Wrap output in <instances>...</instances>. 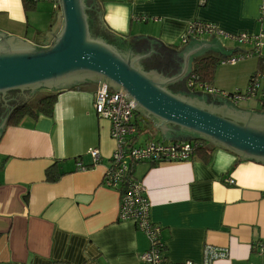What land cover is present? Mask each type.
Listing matches in <instances>:
<instances>
[{
	"label": "crops",
	"instance_id": "1",
	"mask_svg": "<svg viewBox=\"0 0 264 264\" xmlns=\"http://www.w3.org/2000/svg\"><path fill=\"white\" fill-rule=\"evenodd\" d=\"M97 2L103 17L110 4L127 8L126 32H114L104 21L114 36H154L177 50L190 42L182 43L189 23L216 24L222 33L200 40L217 38L224 46L243 48L225 59L214 55L220 62L211 84L220 90L244 91L264 60V0ZM54 7L51 12L38 1L27 10L25 0H0V28L45 42L43 33L59 12ZM242 33L258 36L260 49L233 37ZM252 50L237 62L225 61ZM97 86L64 89L52 115H26L6 125L0 137V264H146L147 235L134 221L119 220L120 194L104 182L116 141L111 121L96 113ZM239 101L244 109L256 108ZM147 123L137 140L141 131L146 141L156 132L164 138L152 121ZM162 137L154 140L165 141ZM210 144L187 161L135 165L134 175L143 180L151 200V218L163 228L165 259L204 264L211 244L229 249L228 257L213 264H264L259 246L264 243V163ZM94 149L100 151L98 160ZM79 163L88 168L80 169ZM51 165L52 173L60 174L55 180L47 179Z\"/></svg>",
	"mask_w": 264,
	"mask_h": 264
},
{
	"label": "water",
	"instance_id": "2",
	"mask_svg": "<svg viewBox=\"0 0 264 264\" xmlns=\"http://www.w3.org/2000/svg\"><path fill=\"white\" fill-rule=\"evenodd\" d=\"M58 6L55 22L43 33L48 37L45 42L23 39L0 28V94L13 90L54 93L105 82L122 90L129 101L133 99L137 103L133 108L169 141L204 139L241 158L264 163V110L244 109L229 98L193 91L187 85L201 58L216 55L225 59L243 48L224 46L217 38L193 37L178 50L182 59L177 72L145 69L140 62L151 50L157 47L168 52L169 46L149 35L135 34L130 39L114 36L107 31L97 0H59ZM94 15L96 28L92 26ZM133 41L143 43L142 48L148 50L130 56L121 47ZM176 83H182V92L169 88ZM209 96L222 101L209 102ZM8 124L9 118L0 137Z\"/></svg>",
	"mask_w": 264,
	"mask_h": 264
},
{
	"label": "built area",
	"instance_id": "3",
	"mask_svg": "<svg viewBox=\"0 0 264 264\" xmlns=\"http://www.w3.org/2000/svg\"><path fill=\"white\" fill-rule=\"evenodd\" d=\"M40 1V0H36ZM55 1L59 5V0ZM59 7V6H58ZM217 35L222 33L216 24L194 20L189 23L188 28L182 35V43H188L193 37H201L204 34ZM242 43L255 46V50L261 47L258 36H250L246 33L233 35ZM255 50L237 56H230L225 61L237 62L245 56L254 54ZM198 80V79H197ZM195 79L193 72L187 82L188 87L193 91H203L212 94H221L237 103L241 99L257 96L261 92V104L264 107V72L258 69L249 80L248 87L244 91L228 92L214 87L210 82H201ZM137 103L128 100L122 90H115L105 82L98 83L94 107L100 117L111 121V136L116 141L112 154V163L107 169L104 182L118 190L120 194L119 220L134 221L137 227L148 237L150 247L142 254L146 264H193L188 260L181 263H168L164 251L166 244L162 241V226L151 218V200L141 178L134 175L135 165L140 162L160 163L163 161H187L195 152L201 148H208L211 142L204 139L176 140L165 142L163 140L149 139L137 144V135L141 129L139 123ZM141 117V116H140ZM142 118V117H141ZM93 157L98 160L99 149L92 151ZM80 169H87L88 166L79 163ZM229 182L234 183L232 178ZM260 250H264V243H261ZM229 249L208 244L204 253V264H213L218 258L228 257Z\"/></svg>",
	"mask_w": 264,
	"mask_h": 264
},
{
	"label": "trees",
	"instance_id": "4",
	"mask_svg": "<svg viewBox=\"0 0 264 264\" xmlns=\"http://www.w3.org/2000/svg\"><path fill=\"white\" fill-rule=\"evenodd\" d=\"M38 1L36 0H25V5L27 10H31L35 8V5ZM148 48H144L142 51H147ZM168 53L171 54L170 61L168 63L169 68H163L162 65L157 66L159 70H169L166 72L175 73L180 68V61L182 59L180 53L176 48L167 47ZM219 59L216 56H207L198 60L194 66L195 79L201 82H210L212 83L216 67L219 64ZM261 71L264 72V60L261 59V66L259 67ZM82 86H78L77 88H81ZM61 91L50 93L48 92L45 96L39 97L32 102H28L25 105L18 107V109L13 114L10 124H15L20 122L26 115H34L38 116L40 113L46 115H52L54 112V106L57 99L58 94ZM187 136V135H186ZM54 169V165H51L47 170V179L55 180L60 174L52 173Z\"/></svg>",
	"mask_w": 264,
	"mask_h": 264
},
{
	"label": "flooded vegetation",
	"instance_id": "5",
	"mask_svg": "<svg viewBox=\"0 0 264 264\" xmlns=\"http://www.w3.org/2000/svg\"><path fill=\"white\" fill-rule=\"evenodd\" d=\"M94 28H96V16L94 15V21L93 25ZM100 34H103V32H100ZM104 35L107 36V34L104 33ZM113 42H116L112 40ZM143 43H139V41L136 42H131L129 46H126L123 44V50L129 51L130 56L134 57L136 56L137 52H141L143 50ZM125 47V48H124ZM129 47V48H128ZM170 61V54L166 51L158 50L157 47L154 50H151L150 53L148 54L147 57L141 60L140 64L145 68V69H151L157 66L162 65L163 68H169V63ZM169 88L175 92H182L183 85L182 83H176L174 85L169 86ZM45 92L42 90L39 91H31V90H25V91H9L7 93H1L0 94V130L3 128L6 120L9 118V122L15 113V111L18 109V107L24 105L21 103L25 102L30 96L35 94V97L30 100V102L36 100L39 96V93ZM203 96V95H202ZM209 102L212 103H217L220 104L222 100L219 98L211 97L209 96L208 98ZM18 106V107H17ZM17 107V108H16Z\"/></svg>",
	"mask_w": 264,
	"mask_h": 264
},
{
	"label": "rangeland",
	"instance_id": "6",
	"mask_svg": "<svg viewBox=\"0 0 264 264\" xmlns=\"http://www.w3.org/2000/svg\"><path fill=\"white\" fill-rule=\"evenodd\" d=\"M39 2L40 3H43V4H46L48 6V8L50 9L51 12H53L55 10V7L54 6L57 4L55 1H51V0H40ZM57 6H58V4H57ZM39 15L42 16V13L40 12ZM47 92H42V93L40 92L39 93V96H42L43 94H45ZM260 95H261V92H259V94L257 96L249 97L248 99H241L239 101V103L241 105H244V106H247V107L248 106H251V107L263 108V106L261 104V100L258 99V98H260ZM137 116H139V123H140L141 128H144L145 126H147V124H148L147 122H151L147 117L143 116L140 112H138ZM141 132L142 133L140 134V136H139V138L137 140V144H140V143L146 141L147 134H145L143 131H141ZM156 137L161 138L162 136L158 132H156ZM156 137H154V139H156ZM163 139L165 141H169L168 139H165V138H163ZM142 140H145V141H142Z\"/></svg>",
	"mask_w": 264,
	"mask_h": 264
},
{
	"label": "clouds",
	"instance_id": "7",
	"mask_svg": "<svg viewBox=\"0 0 264 264\" xmlns=\"http://www.w3.org/2000/svg\"><path fill=\"white\" fill-rule=\"evenodd\" d=\"M128 10L123 5H108L107 13L103 17L109 28L114 32L127 31Z\"/></svg>",
	"mask_w": 264,
	"mask_h": 264
}]
</instances>
